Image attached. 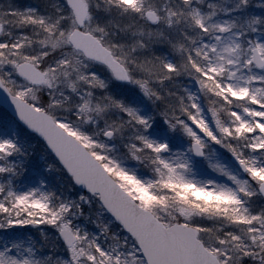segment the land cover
<instances>
[{
  "label": "snow or ice",
  "instance_id": "1",
  "mask_svg": "<svg viewBox=\"0 0 264 264\" xmlns=\"http://www.w3.org/2000/svg\"><path fill=\"white\" fill-rule=\"evenodd\" d=\"M0 264H264V0H0Z\"/></svg>",
  "mask_w": 264,
  "mask_h": 264
}]
</instances>
